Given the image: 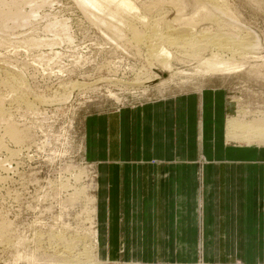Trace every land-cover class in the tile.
Wrapping results in <instances>:
<instances>
[{"label":"rangeland","instance_id":"obj_1","mask_svg":"<svg viewBox=\"0 0 264 264\" xmlns=\"http://www.w3.org/2000/svg\"><path fill=\"white\" fill-rule=\"evenodd\" d=\"M6 1L10 0H0V62L5 67L0 73V96L7 110L5 121L0 122V139L5 147L0 150V162L4 165L0 169V232L4 234L0 241V264H57L59 258L54 250L70 243L71 251L83 253L85 246L92 243L87 234L95 226L98 231L97 205L96 201L87 202L86 197L96 199V165L84 156L82 133L87 116L202 92L210 87L214 88L212 92L219 89L225 96L224 125L228 117L246 110L264 112V0H226L237 23L235 28L243 36L255 37L259 44L256 52L263 56L257 63L263 65L260 76L248 73L246 67L232 76L183 77L167 85L161 84L169 79V71L150 66L144 47L123 43L110 27L89 19L73 0H27L22 12L28 16L33 11L27 20L2 16L1 12L9 8L3 5ZM148 1L139 0L145 5ZM168 1L163 0L160 11L157 8L152 12L162 11L165 19L172 20L176 10ZM180 2L189 16L192 4L188 0ZM97 15L100 19V13ZM199 26L210 32L216 29L206 22ZM175 64L177 69L189 68V64ZM6 73L21 75L28 91L26 100L32 102L41 97L46 102L35 104L34 109L18 104L15 93L1 85ZM145 73L158 75L157 81L143 86L135 84L141 77L145 80H139L146 82ZM6 123L23 131L27 140L15 144L7 139L3 133ZM76 189L84 190L85 199H73ZM53 232L64 236L66 242H49ZM83 236H87L85 244L89 242L85 246L83 240L76 243L77 237ZM20 238L23 244L17 245ZM226 244L227 239L221 237L220 253L201 251L198 259L192 254H167L166 258L189 262L196 259L197 264L239 263L242 254L228 255ZM96 253L100 260L99 243Z\"/></svg>","mask_w":264,"mask_h":264},{"label":"crops","instance_id":"obj_2","mask_svg":"<svg viewBox=\"0 0 264 264\" xmlns=\"http://www.w3.org/2000/svg\"><path fill=\"white\" fill-rule=\"evenodd\" d=\"M212 90L85 118L101 258L197 264L225 237L237 264H264V147L228 143L225 96Z\"/></svg>","mask_w":264,"mask_h":264},{"label":"bare ground","instance_id":"obj_3","mask_svg":"<svg viewBox=\"0 0 264 264\" xmlns=\"http://www.w3.org/2000/svg\"><path fill=\"white\" fill-rule=\"evenodd\" d=\"M26 1L10 0L3 2V5L9 8L1 12L2 16L11 17L14 20H27L33 14V11L31 10L28 16L24 15L22 11ZM149 1L145 5L146 3H140L139 0H73L75 5L89 19L97 24L100 23L102 27H110L116 37L123 43H131L137 48L144 47L146 49V60H148L150 66L157 65L164 71H169V79L161 85H167V83H172L174 79L183 77H187V79L193 77L207 79L215 76H232L239 74L246 67H249L248 73L250 74L259 75L262 72L259 69L263 65L257 64L263 59V56H258L259 53L256 52L257 49H260L258 48L259 44L254 39L255 37L243 36L239 31L240 29L235 28L237 23L230 15L226 0H192V2L188 0V4H192L193 8L192 13L189 11V14L191 13L189 16L184 12L186 7L181 4L180 0H167L171 8L173 7L176 10L172 20L165 19V13L162 11L156 12L155 10L154 13L152 12L154 9L158 8L157 11L160 9L159 7L164 4L163 0ZM98 13H100V19ZM103 18H107L109 22ZM111 22H114L116 26L112 25ZM205 22L208 25H213L216 28L215 32H210L209 29H206L207 27L198 28L201 23L204 24ZM175 63L189 64L190 69L187 68L186 71L185 69L174 68ZM4 68V65L0 62V73ZM6 75L1 85L15 93L18 104H23L28 109H34L35 104L46 102L41 97L34 98L32 102L26 100L28 91L24 89L21 75L7 73ZM142 78L136 79L135 84L142 86L144 83L150 84L157 81L158 75H149L146 82L144 78L143 81L139 80ZM3 104L4 100L0 96V122L5 121L7 111ZM247 111L243 114L241 112V115L237 113L239 116L228 117L226 140L228 143L235 142L264 147V112L252 111L254 114H251L252 112ZM4 126V136L15 144H21L27 140L24 132L17 130L14 124L6 123ZM3 148L5 147L0 139V150ZM1 168H4L3 162H0ZM73 196L76 201L86 197L83 189H76ZM86 198L87 202L96 201L95 198L92 200L89 197ZM87 202L86 204H88ZM1 226L4 230L6 229L5 225ZM95 227H92L87 234L88 238H91L90 241H92L90 245H86L89 242L85 244L87 236L86 238L85 236L83 238L77 237L76 240L77 244L83 240V245H86L85 249H88V252L84 249L83 253H75L71 251L72 245L67 243L63 246V249L53 251L59 258L57 264H114L109 262L107 258H105L106 260H101V258L99 260L98 254H95V249L99 243L98 231ZM0 233V241H3L4 234H2L3 232ZM54 239L62 244L66 242L63 240L64 236L55 233L50 234L48 241L52 242ZM16 244H23L22 239H17ZM127 264L139 263L129 261Z\"/></svg>","mask_w":264,"mask_h":264}]
</instances>
